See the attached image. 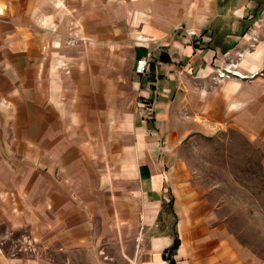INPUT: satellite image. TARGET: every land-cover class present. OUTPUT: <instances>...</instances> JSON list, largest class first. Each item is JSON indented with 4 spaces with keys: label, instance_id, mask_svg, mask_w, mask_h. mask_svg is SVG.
<instances>
[{
    "label": "crops",
    "instance_id": "0c3cea01",
    "mask_svg": "<svg viewBox=\"0 0 264 264\" xmlns=\"http://www.w3.org/2000/svg\"><path fill=\"white\" fill-rule=\"evenodd\" d=\"M231 128L264 144V0H0V264H264L184 156Z\"/></svg>",
    "mask_w": 264,
    "mask_h": 264
},
{
    "label": "rangeland",
    "instance_id": "374dc122",
    "mask_svg": "<svg viewBox=\"0 0 264 264\" xmlns=\"http://www.w3.org/2000/svg\"><path fill=\"white\" fill-rule=\"evenodd\" d=\"M184 156L200 194L264 257V144L231 128L197 135L184 143Z\"/></svg>",
    "mask_w": 264,
    "mask_h": 264
},
{
    "label": "built area",
    "instance_id": "2783aa9c",
    "mask_svg": "<svg viewBox=\"0 0 264 264\" xmlns=\"http://www.w3.org/2000/svg\"><path fill=\"white\" fill-rule=\"evenodd\" d=\"M149 67V57H142L138 61L137 70L141 73H145ZM219 75L222 77H230L232 72L229 69H225L224 71H219Z\"/></svg>",
    "mask_w": 264,
    "mask_h": 264
}]
</instances>
